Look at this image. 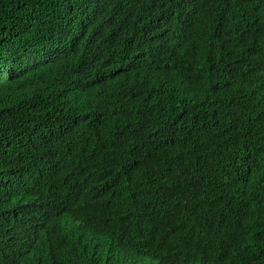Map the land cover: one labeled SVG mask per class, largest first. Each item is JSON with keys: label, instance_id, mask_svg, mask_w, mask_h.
Here are the masks:
<instances>
[{"label": "trees", "instance_id": "obj_1", "mask_svg": "<svg viewBox=\"0 0 264 264\" xmlns=\"http://www.w3.org/2000/svg\"><path fill=\"white\" fill-rule=\"evenodd\" d=\"M257 195L264 0H0V264H264Z\"/></svg>", "mask_w": 264, "mask_h": 264}, {"label": "clouds", "instance_id": "obj_2", "mask_svg": "<svg viewBox=\"0 0 264 264\" xmlns=\"http://www.w3.org/2000/svg\"><path fill=\"white\" fill-rule=\"evenodd\" d=\"M257 196H258L257 203L261 202V201H264L262 196H259V195H257ZM259 206L262 207L261 203L259 204ZM73 219H74V217H71L70 221H61L62 227L64 229H70V228H72L73 224H75L76 229H79L80 227H82V221H80L79 219H76V220H73ZM128 264H132V261H131V263L128 262Z\"/></svg>", "mask_w": 264, "mask_h": 264}]
</instances>
